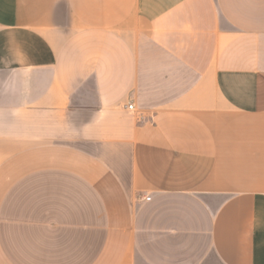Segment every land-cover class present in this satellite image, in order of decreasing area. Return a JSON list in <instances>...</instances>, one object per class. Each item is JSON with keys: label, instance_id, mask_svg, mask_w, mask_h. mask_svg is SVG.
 Instances as JSON below:
<instances>
[{"label": "crops", "instance_id": "1", "mask_svg": "<svg viewBox=\"0 0 264 264\" xmlns=\"http://www.w3.org/2000/svg\"><path fill=\"white\" fill-rule=\"evenodd\" d=\"M0 264H264V0H0Z\"/></svg>", "mask_w": 264, "mask_h": 264}, {"label": "built area", "instance_id": "2", "mask_svg": "<svg viewBox=\"0 0 264 264\" xmlns=\"http://www.w3.org/2000/svg\"><path fill=\"white\" fill-rule=\"evenodd\" d=\"M128 109L133 111L135 108L133 105H130V106H128ZM148 200H150V198H148Z\"/></svg>", "mask_w": 264, "mask_h": 264}]
</instances>
